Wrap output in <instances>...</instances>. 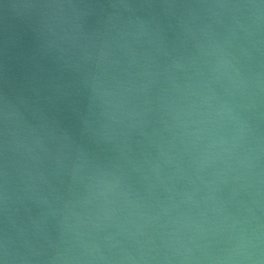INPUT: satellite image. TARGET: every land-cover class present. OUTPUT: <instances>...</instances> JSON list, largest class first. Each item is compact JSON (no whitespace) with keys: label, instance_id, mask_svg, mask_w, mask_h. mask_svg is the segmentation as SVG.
Segmentation results:
<instances>
[{"label":"water","instance_id":"1","mask_svg":"<svg viewBox=\"0 0 264 264\" xmlns=\"http://www.w3.org/2000/svg\"><path fill=\"white\" fill-rule=\"evenodd\" d=\"M0 264H264V0H0Z\"/></svg>","mask_w":264,"mask_h":264}]
</instances>
